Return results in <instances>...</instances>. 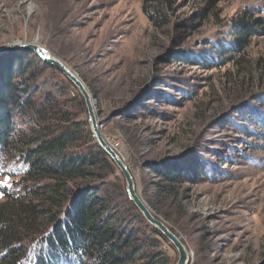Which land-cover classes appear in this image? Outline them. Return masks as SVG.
I'll return each mask as SVG.
<instances>
[{
  "label": "rangeland",
  "instance_id": "rangeland-1",
  "mask_svg": "<svg viewBox=\"0 0 264 264\" xmlns=\"http://www.w3.org/2000/svg\"><path fill=\"white\" fill-rule=\"evenodd\" d=\"M251 17L262 27L248 28L240 45L237 31ZM34 41L83 80L103 137L145 201L161 183L148 165L202 173L183 184L181 208L166 201L153 210L185 244L188 264L263 263L264 130L249 111L263 107L264 0H177L165 25L146 18L141 0H0V47ZM32 69L35 98L79 105L56 67ZM21 171L15 155L0 152V202ZM95 182L130 200L117 168ZM162 247L175 264L174 247Z\"/></svg>",
  "mask_w": 264,
  "mask_h": 264
},
{
  "label": "trees",
  "instance_id": "trees-1",
  "mask_svg": "<svg viewBox=\"0 0 264 264\" xmlns=\"http://www.w3.org/2000/svg\"><path fill=\"white\" fill-rule=\"evenodd\" d=\"M176 4L141 0V9L165 25ZM262 22L241 24L237 42ZM32 63L55 68L29 50L0 54V152L15 155L22 170L0 202V264H169L162 247L168 240L129 199L121 202L112 187L95 182L117 167L94 141L82 99L73 107L50 93L35 98L39 89L27 82L35 79ZM259 100L263 107L249 114L264 130V96ZM15 120L25 129L16 130ZM148 168L161 180L144 193L156 212L168 203L181 208L183 184L202 176L167 163Z\"/></svg>",
  "mask_w": 264,
  "mask_h": 264
},
{
  "label": "water",
  "instance_id": "water-1",
  "mask_svg": "<svg viewBox=\"0 0 264 264\" xmlns=\"http://www.w3.org/2000/svg\"><path fill=\"white\" fill-rule=\"evenodd\" d=\"M20 51V50H30L35 55H37L41 60L54 65L63 75L70 81V83L78 90L80 93L88 115L89 130L93 135L94 140L99 145V147L108 155V157L113 161L114 165L117 167L121 173L126 187V192L137 208L143 219L152 227L157 229L163 237H165L168 242L174 247L178 254V258L175 264H188L190 259V253L187 250L185 244L182 242L180 237L168 226V224L159 216H157L154 211L150 208L148 203L139 195L136 188L134 179L124 163L123 159L119 154L112 148V146L103 137L100 126L101 121L98 119L95 102L89 89L79 77V75L74 72L70 67H68L60 59L52 55L46 48L40 46L36 41L31 43L20 42L17 44L5 45L0 47V53L3 51Z\"/></svg>",
  "mask_w": 264,
  "mask_h": 264
},
{
  "label": "bare ground",
  "instance_id": "bare-ground-1",
  "mask_svg": "<svg viewBox=\"0 0 264 264\" xmlns=\"http://www.w3.org/2000/svg\"><path fill=\"white\" fill-rule=\"evenodd\" d=\"M115 149V148H114ZM116 151V150H115Z\"/></svg>",
  "mask_w": 264,
  "mask_h": 264
}]
</instances>
